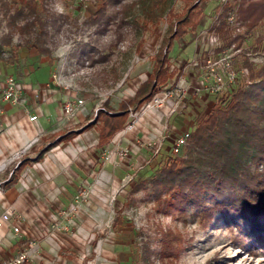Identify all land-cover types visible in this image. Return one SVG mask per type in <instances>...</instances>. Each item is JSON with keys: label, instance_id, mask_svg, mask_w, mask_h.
I'll return each mask as SVG.
<instances>
[{"label": "crops", "instance_id": "1", "mask_svg": "<svg viewBox=\"0 0 264 264\" xmlns=\"http://www.w3.org/2000/svg\"><path fill=\"white\" fill-rule=\"evenodd\" d=\"M61 49L54 52L52 59L32 53L33 60L22 55L18 65L0 62V88L9 75L16 76L26 86L19 103H0L3 111L0 116V216L12 208L19 217L0 229L1 259L4 253L8 254L5 260L15 257L25 246L30 252L29 264H84L80 260L82 256L89 258L88 264H95L96 260H104V255L107 258L112 256L111 233L104 232L103 225L109 223L107 217L111 193L115 191L114 177L125 169H133L137 162L143 165L150 162L152 151L141 147L138 139L164 137L161 156L170 149L169 145L173 146L179 135L193 129L191 107H201L195 100H189L187 110L175 114H169L166 107L144 113L138 110L139 120L132 131L125 130L132 120L129 115L125 127L108 144L100 146L101 122L89 126L95 120V109L103 105L109 110L120 111L123 102L135 97L153 68L135 86L128 85V80L120 81L117 85V88L121 87L120 91L116 93L112 89L113 93L104 99L99 95V87L91 81L95 69L87 74L83 58L78 56L70 62L69 56H64ZM60 71L67 79L68 87L54 82V74ZM71 71L78 73L73 80L69 75ZM70 97L85 100L74 117H67L63 109L64 102ZM213 97L205 95L204 102L210 100L209 109L215 104ZM34 115L37 119L32 121ZM84 127L87 128L82 130ZM70 132L75 133L72 139L54 144L57 138ZM126 147L131 150L127 159L115 157L100 168L99 159L106 150ZM42 151L41 157L35 160ZM18 159L29 162L6 187ZM83 188H89L92 194L76 217L79 237L66 235L62 231L65 220L60 211L70 207L76 193ZM50 225L53 233L44 237ZM15 227L20 232H15ZM75 239L84 242L85 248L79 251L74 246ZM62 249L68 251H64L66 257H62Z\"/></svg>", "mask_w": 264, "mask_h": 264}, {"label": "trees", "instance_id": "2", "mask_svg": "<svg viewBox=\"0 0 264 264\" xmlns=\"http://www.w3.org/2000/svg\"><path fill=\"white\" fill-rule=\"evenodd\" d=\"M1 1L8 31L0 38V62L18 65L23 50L54 58L58 44L51 27L56 26L58 18L48 9L46 1ZM184 1L186 5L182 14L168 9L163 3L158 5L162 9L161 15L168 11L173 20L154 57L152 73L140 85L135 97L122 103L120 111L105 107L106 111H99L89 125L101 122L100 146L108 144L125 127L131 109L140 110L154 96L158 86H166L174 79L169 55L174 41L194 32L203 13L198 0ZM155 3L159 4V1ZM223 8L218 14L219 25L215 24V30L229 36L227 20L236 8L227 4ZM237 10L247 33L264 20V0H240ZM153 13L151 10L149 21L154 22L158 17ZM16 35L21 42H14ZM243 38L241 35L229 38L228 44H240ZM256 42V47L264 52V35L258 36ZM243 66L248 74L243 78L240 76L233 88L219 97L216 106L191 130L182 155L168 158L150 177H138L131 193L148 190L159 212L186 225L192 220L201 231L218 225L227 226L235 245L244 250L251 249L253 253L261 248L264 254V64L258 65L247 59ZM74 134L62 135L54 144L70 140ZM28 162L22 160L16 166L6 187ZM121 223L118 215L114 225ZM192 239L194 236L189 240ZM184 249V232L168 229L160 232L158 242H143L137 257L144 264L152 257H157L161 264L174 263ZM136 264H140L139 259Z\"/></svg>", "mask_w": 264, "mask_h": 264}, {"label": "rangeland", "instance_id": "3", "mask_svg": "<svg viewBox=\"0 0 264 264\" xmlns=\"http://www.w3.org/2000/svg\"><path fill=\"white\" fill-rule=\"evenodd\" d=\"M5 1L20 3L23 0ZM45 1L48 9L58 18L56 26L51 27L54 40L58 44L55 53L62 48L64 56L70 57H68L70 62H74V59L80 56L83 58L84 67L88 70L87 74L91 73L92 68L95 69V72L91 73L92 84L98 86L102 91L113 89L116 93L120 91L121 87L117 88L120 81L128 80V85L135 86L139 82L138 80L153 68L154 57L160 49L173 20L168 11L161 15L160 10L162 9H160L161 7L158 8V5L163 3L164 6L168 9L171 8L177 14H182L186 5L184 0H163V2L162 0ZM156 1H159V4L155 3ZM239 1L198 0L203 10L197 20L198 27L184 38L174 41L169 55L171 57V70L174 71L175 76L166 86L172 83L192 86V81L204 79V70L199 67L187 66L199 56L201 50L205 52L211 49L214 51L212 57L228 55L234 64L239 79L240 76L243 78L248 74L247 69L243 66L245 60L249 59L258 65L264 64V52L256 47L257 37L264 35V20L261 25L247 33V28L239 18V11L237 10ZM226 4L236 8L227 20L229 36H224L215 30V24L219 25L218 14ZM151 10H154L158 17L154 22L149 21L152 16H149ZM230 17L234 18V22L231 21ZM7 31V19L2 14L0 7V38ZM202 35L217 37V43L204 46L200 40ZM238 35L244 37L242 43L234 42L229 45L228 39L238 37ZM21 41L22 39L16 35L14 42ZM200 46L202 47L200 48ZM32 53L34 52L29 53L23 50V58L27 57L33 60ZM71 58L73 61L70 60ZM166 86H158V88L161 89ZM224 93L213 95L203 92L201 95H195L191 92L183 103L185 106H180L174 114L180 110L182 112L187 110L189 100L198 102L201 107L195 109L192 106L189 110L193 118L192 128H194L211 110L209 109L210 100L204 102L205 95L214 96L215 104L213 107H215L218 98ZM126 97L129 98V95ZM169 147L170 149L161 156H159L160 154L150 156L149 163L146 162L143 165L140 162H134L133 169H125L121 175L114 177L115 191L111 193L107 217L109 223L103 225V231L111 233L109 235L112 240L109 243L113 244V255H109V258L104 255L102 257L104 260H96L95 264H136L138 259L140 264H144L137 257L140 255L138 253L139 247L143 242L151 244L158 242L160 232L168 229H179L184 232L186 249L181 252L174 263L168 262L167 264H264L262 249L260 248L259 251L253 253L251 249L244 250L238 247L232 242L231 231L227 226L218 225L208 231H201L197 224H193L192 220L186 225L175 220L171 215L159 212L148 190H141L136 194L131 193V187L138 177H150L156 168L173 156L171 145ZM19 161L20 159L17 163ZM130 161L132 160L130 159ZM105 163L103 155L100 156V168ZM83 189H88L90 195L92 194L89 188ZM83 189H80L76 195ZM75 196L71 206L62 209L60 212L62 219L65 220V224L62 226L63 233L66 235L74 234L79 237V222L76 220L78 212L67 214L75 202ZM118 215H120L122 223L114 225V220ZM52 233L50 225L44 237H49ZM192 236H194V240L190 241ZM74 241L76 243L74 246L79 251L85 246L84 242L80 240L75 239ZM24 250H27L26 246ZM64 251L67 250H63L62 257H66ZM4 254L2 259L0 258V263L8 257L7 253ZM88 259L83 256L80 257L84 264H88ZM147 264H161V261L157 257H152Z\"/></svg>", "mask_w": 264, "mask_h": 264}, {"label": "built area", "instance_id": "4", "mask_svg": "<svg viewBox=\"0 0 264 264\" xmlns=\"http://www.w3.org/2000/svg\"><path fill=\"white\" fill-rule=\"evenodd\" d=\"M225 2L226 0H222ZM231 21L234 22V18L230 17ZM200 40H202L203 45L207 44H216L217 37L211 35H202ZM202 46H200L201 48ZM207 51V52H206ZM204 51H199V56L194 59V61L190 62L187 66L191 67H199L200 69L205 71L204 79L200 81H196L192 86H182L175 83H172L169 86L164 88H157L154 96L143 104L141 108V113L152 109H159L166 107L168 109L169 114H173L178 110L181 106H185L183 103L186 97L192 93L195 95H201L203 92H207L208 94L219 95L228 91L238 82V73L232 63V60L228 55L223 54L218 57H212L214 51L211 49ZM207 53V54H206ZM225 53V52H224ZM84 73V71H82ZM78 73L76 71H71L69 75L71 76V80ZM53 80L58 85H67V79L63 75V71L54 74ZM26 90V86L14 75H9L6 77L0 88V103L9 102V103H19L24 95V91ZM99 95L107 99L112 93L113 90L102 91V89H98ZM36 97L39 98V94H36ZM85 100L77 97L67 98L64 102V113L67 117H74L79 109L84 106ZM99 111H106L103 105L98 106L95 109V118L97 117ZM3 111L0 107V116ZM132 120L125 127L126 131H132L137 124L139 117L136 112L131 110L130 113ZM37 119V115L31 116V120L34 121ZM191 135V130H187L183 132L180 136H178L172 146V154L179 155L183 148L187 145L189 137ZM37 141V140H36ZM138 144L141 147L149 149L153 154L159 155L163 149L164 137H161L158 140L151 139H138ZM131 153L130 148H112L108 149L103 154L104 162H110L115 157H118L120 160H124ZM21 160L18 162V164ZM126 180V179H125ZM90 198V193L88 189L81 190L75 196V202L70 209V212L67 214L77 213L81 210L82 205L88 201ZM19 218L16 215L14 209L9 208L0 216V229L6 226L12 219ZM15 232H20L18 227L14 228ZM30 259V252L28 250L21 251L15 257L5 260L0 264H24L28 262Z\"/></svg>", "mask_w": 264, "mask_h": 264}]
</instances>
